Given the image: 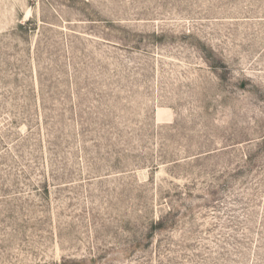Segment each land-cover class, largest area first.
Segmentation results:
<instances>
[{"label":"rangeland","instance_id":"374dc122","mask_svg":"<svg viewBox=\"0 0 264 264\" xmlns=\"http://www.w3.org/2000/svg\"><path fill=\"white\" fill-rule=\"evenodd\" d=\"M0 264H264V0H0Z\"/></svg>","mask_w":264,"mask_h":264}]
</instances>
